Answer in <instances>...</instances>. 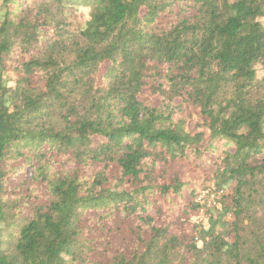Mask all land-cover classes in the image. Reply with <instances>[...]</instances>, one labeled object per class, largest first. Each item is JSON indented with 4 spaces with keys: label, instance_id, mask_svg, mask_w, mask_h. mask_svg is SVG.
Listing matches in <instances>:
<instances>
[{
    "label": "trees",
    "instance_id": "16d2710c",
    "mask_svg": "<svg viewBox=\"0 0 264 264\" xmlns=\"http://www.w3.org/2000/svg\"><path fill=\"white\" fill-rule=\"evenodd\" d=\"M257 66L264 0H0V264H264Z\"/></svg>",
    "mask_w": 264,
    "mask_h": 264
},
{
    "label": "rangeland",
    "instance_id": "374dc122",
    "mask_svg": "<svg viewBox=\"0 0 264 264\" xmlns=\"http://www.w3.org/2000/svg\"><path fill=\"white\" fill-rule=\"evenodd\" d=\"M69 18L65 21L66 22V26L70 27L71 29L73 28H77L80 26V24L83 22V17L80 15V13H73L70 12L69 13ZM26 54H24L21 50L16 49L15 50V54H14V60L16 61V63H19ZM30 56V55H29ZM256 73H257V78L260 80L264 77V71L260 66L256 67ZM15 75V74H14ZM144 98H147L150 96L149 90H144L143 92ZM143 98V99H144ZM152 102L153 104L157 103V100L155 97H152ZM193 125L191 124L190 127H192ZM97 140V139H94ZM103 141L102 139H98ZM209 158L215 159L214 157L210 156ZM212 159H209L206 163L205 166H202V162H198V165L201 166L200 168L196 169V173H199L198 176L201 177L202 179H212L213 174H214V170L216 168V165L213 164ZM192 161H194L193 159H191V163H189V165L191 166H195L194 163H192ZM206 185V184H205ZM219 191V190H218ZM217 190L211 189L208 186L207 187H203V188H199L195 197V200L197 203L200 204V208L198 209V215L201 218V221L203 219H211V220H221L223 222L230 223L233 220V216L231 215V213L229 212H224L225 207H227V204L229 202L227 201H223L221 198V192H218ZM198 199H200V201H198ZM223 201L224 204H219ZM224 207V209H223ZM261 213H263V211L259 212V214L261 215ZM204 221V220H203ZM244 225H246V222L244 223ZM125 232L128 231V229L126 227H124ZM122 228V229H123ZM113 234V233H112ZM115 235V234H114ZM112 236V242L114 244V246L117 243V239H115V236L118 237L117 235ZM199 237V234L197 233V236L194 237V242H197V238ZM188 244L183 245V249H182V253H187V246ZM186 246V247H184ZM100 256H102V253H100ZM109 258L102 260L104 263L109 262ZM178 264V263H176Z\"/></svg>",
    "mask_w": 264,
    "mask_h": 264
},
{
    "label": "built area",
    "instance_id": "2783aa9c",
    "mask_svg": "<svg viewBox=\"0 0 264 264\" xmlns=\"http://www.w3.org/2000/svg\"><path fill=\"white\" fill-rule=\"evenodd\" d=\"M198 201H200V199H198Z\"/></svg>",
    "mask_w": 264,
    "mask_h": 264
}]
</instances>
